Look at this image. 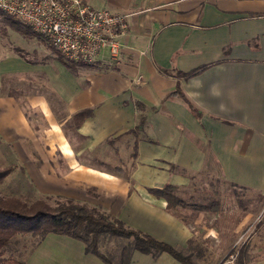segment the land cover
<instances>
[{"label": "crops", "instance_id": "crops-1", "mask_svg": "<svg viewBox=\"0 0 264 264\" xmlns=\"http://www.w3.org/2000/svg\"><path fill=\"white\" fill-rule=\"evenodd\" d=\"M83 1L128 14L127 31L119 38L115 59L103 51L92 66L81 68L78 76L55 55L31 61L11 55L0 61V76L19 75V81H28L36 89L26 94L27 107L38 112L48 126L42 141L47 155L37 146L36 150L41 158L45 155L43 160L54 164H50L49 176H60L57 166L63 162L69 171L61 174L60 182L71 188L82 183L68 184L72 175H99L109 184L94 194L98 203L116 201V208L125 205L135 216H143H117L125 223L174 246L184 245L190 237L185 235L184 221L166 219L171 212L165 209V201L147 191L157 186L145 185L146 178L143 184L140 180L130 184L122 178L124 171L119 165L113 167L116 172L103 170L107 162L103 158L113 154L111 157L120 159L119 145L129 144L124 150L134 162V175L161 173L178 187L185 184L184 179L196 176L201 188L218 191L207 202L209 207H217L219 214L217 227L202 244L207 264H217L230 246H245L251 264H264V219H258L255 231L240 239L264 209V0ZM201 66L206 67L189 77L176 73ZM23 75H35L46 82L34 83ZM11 96L1 92L0 78V134L13 131L9 127L15 117L30 129L19 137L33 142L35 128L30 127L25 107ZM87 108L93 110L92 116L76 127L72 115ZM141 119L144 123L137 132ZM94 130L101 131V136ZM135 141L137 154L133 158ZM88 156L99 162L101 171L84 162ZM48 234L25 262L40 253ZM68 246L70 256L89 255L84 244ZM234 255L221 264H234ZM52 257L51 263L58 261ZM129 264L184 263L167 253L152 258L134 251Z\"/></svg>", "mask_w": 264, "mask_h": 264}, {"label": "rangeland", "instance_id": "rangeland-1", "mask_svg": "<svg viewBox=\"0 0 264 264\" xmlns=\"http://www.w3.org/2000/svg\"><path fill=\"white\" fill-rule=\"evenodd\" d=\"M13 25L14 24L11 20L4 18V15L0 13V61L3 58L9 57L11 55H19L27 58L30 61L43 60L51 58L52 55H54L53 51L48 48L46 42L41 38H38L35 35L25 36L16 30ZM9 75L14 74H4L1 75L0 78ZM23 77L24 79H32L34 83L46 82L43 78L35 77V75H23ZM15 78L16 81L14 82H12V80L7 81L6 88L4 87V89L15 90V93L11 97H13V99H15L19 105L22 104V106L25 107L26 114H28L30 119V127L35 128L32 129L34 141L32 142L30 138L26 139L19 137V135L23 134L24 132H30V129H27V127L15 117L12 121L11 127H9L13 131L11 132L10 129H8L7 131L4 130L3 133L0 134V171L8 167L10 168L9 174L4 178L3 182L0 183V195L3 197H19L20 199L27 202H31L38 198H44L47 199L46 201L53 206L66 199H72L74 201L85 203L89 206H100L102 211L110 213L114 216H118L122 219H143L142 215H139L138 217L135 216L134 210H128L125 208V205L124 207L116 208V201L114 202L105 200L107 203H104V205L98 203V197L95 196L97 189L100 188V186H107L109 182H105L97 174H89L87 176L81 177L74 175L70 176L68 179V184L71 183L75 185L77 184L78 180L82 181L81 187L77 186L71 188L69 185L67 186L66 184L60 182V180H63L62 175L69 171L65 165V162H63V164L59 163L57 166L59 168V171L57 172L59 173L61 171L62 175L59 173L60 176H49L52 170V168L50 169V164L51 166H54V164L48 163L47 159L43 160V158H46L45 155H47V153L42 151V141H44L48 126L47 123L39 116L38 112L35 111V113H32L31 108L27 107L28 104L26 94L33 93V91L36 89L35 87L29 86L27 84L29 83L28 81H19V75ZM41 90L43 89L41 88ZM43 92L45 91L43 90ZM49 92L46 94L53 98V94L51 91ZM93 132L97 136H101V131L94 130ZM15 133L18 135L15 136ZM102 136L104 135L102 134ZM128 145L129 144L126 143L119 145V150H121L120 159L117 157H111L113 154H109V156L106 158L104 157L103 160L107 162L105 167H102L103 170L116 172L113 167L115 165H119L121 168H123L122 171H124L122 178L130 182V184H135L138 182V180H140L139 182L143 184L142 181L145 182V178L147 181L145 185L147 186H161L171 182L166 179L164 175L160 176L161 173H157L156 176L155 174H153L154 176L145 175V177H142L140 174L134 175V162L127 157L128 155L124 150H127ZM36 146L40 148V152L45 154L42 156V158L39 152L36 150ZM91 156H88L84 162L91 166H98L95 168L101 171L99 168L101 167L99 162L93 159ZM53 159H58V155ZM43 165H46L48 168L45 170L47 173H45L43 170ZM155 171L160 172L157 169H155ZM129 172L131 173L130 175H128ZM184 181L185 184H180L179 186L183 191L195 193L193 192L194 189H202L200 187L201 181L199 180V177H190L188 179H184ZM84 186H88V188L85 190L82 189V187L85 188ZM195 194L197 195V193ZM198 199L201 198L199 197ZM242 202L244 203V201ZM152 215L156 217L158 216L154 211L152 212ZM218 215L217 213L211 211L197 213L192 210H180L177 213L174 212L165 217L166 219H178L181 221L184 219L185 235L188 234L190 237L193 236L196 241H198L203 236L207 237L211 231L215 230L218 225ZM257 219H264V209L261 211ZM254 224H256V222ZM255 226L251 228V232L255 231ZM39 241L40 240L37 236L17 234L11 238L8 245L2 250L0 259L11 256L23 261L25 264H41L39 263L40 261L43 264H102L100 260L90 254L87 256H84V254L83 256H70L67 254V250L70 248L68 245L72 244V248H79L83 246L82 242L64 235L57 234H48L40 247V253L34 256L35 259L33 257L25 262L32 249L39 243ZM185 242L186 243L184 245H180L181 248L186 246L187 241ZM51 257L54 259V261H58L51 263Z\"/></svg>", "mask_w": 264, "mask_h": 264}, {"label": "trees", "instance_id": "trees-1", "mask_svg": "<svg viewBox=\"0 0 264 264\" xmlns=\"http://www.w3.org/2000/svg\"><path fill=\"white\" fill-rule=\"evenodd\" d=\"M4 18L11 20L16 30L23 35H35L46 42L57 59L74 76L79 75L81 68L92 66L93 63H84L67 58L59 53L42 35L35 33L30 26L7 15L0 10ZM206 66L195 68L189 72L177 71L178 75L189 77L205 69ZM15 75L1 78V92L13 95L15 90L6 88L7 81H16ZM26 112V111H25ZM93 114L91 108L82 109L72 115L74 125L78 127L81 122ZM141 119L136 128L142 127ZM130 132H135L130 130ZM134 158L137 154L136 141L133 145ZM118 170L119 167H118ZM10 168L0 171V183L9 174ZM147 191L157 199L165 201V209L171 213L180 210H192L194 212L211 211L218 212L215 206H208L211 196H217V190L194 189L193 192L181 190L177 185L166 183L163 186L149 187ZM201 199H198V198ZM44 198H38L31 202L19 197L0 195V254L8 245L11 238L17 234L37 236L41 240L48 233H55L77 239L84 244L86 253L95 255L104 264H129L131 254L134 251L157 258L162 253H167L177 261L184 264H207L208 258L202 246L206 240L203 236L200 240L192 236L187 240L184 248L174 246L159 240L150 234L136 229L123 220L110 213L101 210V207L89 206L85 203L66 199L51 205ZM184 221V219H182ZM107 247V248H106ZM107 249V250H106ZM109 250V251H108ZM235 254L234 264H251L252 257L245 246H230L219 258L217 264H221L230 255ZM0 264H25L23 261L8 256L0 259Z\"/></svg>", "mask_w": 264, "mask_h": 264}, {"label": "built area", "instance_id": "built-area-1", "mask_svg": "<svg viewBox=\"0 0 264 264\" xmlns=\"http://www.w3.org/2000/svg\"><path fill=\"white\" fill-rule=\"evenodd\" d=\"M0 10L30 26L62 55L84 63H94L103 51L115 59L119 38L128 27V14L96 8L83 0H0Z\"/></svg>", "mask_w": 264, "mask_h": 264}]
</instances>
